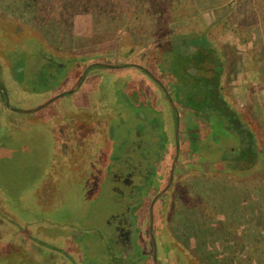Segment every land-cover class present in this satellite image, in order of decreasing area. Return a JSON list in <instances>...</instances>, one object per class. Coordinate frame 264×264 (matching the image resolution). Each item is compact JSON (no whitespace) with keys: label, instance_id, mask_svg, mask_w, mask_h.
<instances>
[{"label":"rangeland","instance_id":"rangeland-1","mask_svg":"<svg viewBox=\"0 0 264 264\" xmlns=\"http://www.w3.org/2000/svg\"><path fill=\"white\" fill-rule=\"evenodd\" d=\"M42 1L46 11L51 1ZM83 1L55 0L49 9L63 17L39 23L27 0H0V86L9 103L0 97V264H134L114 230L124 219L132 250H145L134 242L136 205L120 204L111 186L131 166L143 173L149 161L155 173L163 127L172 130L160 87L137 68L157 74L145 47L170 28L132 38L120 15L85 13ZM227 34L214 27L208 35L229 65L224 95L254 132L258 158L239 172L231 167L233 142H211L204 164L177 168V193L164 215L173 254H161L163 264H264V27L248 32L247 45ZM90 61L115 68H92L69 94ZM193 228L204 237L189 235Z\"/></svg>","mask_w":264,"mask_h":264},{"label":"trees","instance_id":"trees-1","mask_svg":"<svg viewBox=\"0 0 264 264\" xmlns=\"http://www.w3.org/2000/svg\"><path fill=\"white\" fill-rule=\"evenodd\" d=\"M27 1L33 8V17L39 19V23L45 22L47 17L53 19L65 14L62 10L53 16L49 7L55 6V0H50L46 11L42 0ZM193 4V0H84L81 6L85 13L120 15L123 28L132 38L139 35L140 38L149 39L152 31L170 28L169 33L159 39L154 48H150V43L146 44L147 64L155 68L156 79L161 81L159 77L163 79V76L168 79L164 86L171 90L178 105L196 118L208 119L214 148L228 140L233 142L235 147L230 152L231 167L239 172L245 171L252 168L258 158L257 138L242 114L225 98L223 79L228 64L208 34L212 28L218 27L219 34L231 32L238 44L247 45L250 42L248 32L264 27V17H250L248 21L243 17H221L215 23L204 24L202 17H187L196 12ZM191 18L201 19V29L180 31L181 26H190ZM54 22L58 24L55 29L59 33L61 22L56 19ZM177 24L178 29L175 28ZM235 49L237 52L240 50L237 47ZM95 67L100 66H93L90 70ZM0 97L4 101L1 91ZM239 163L247 164V167L237 169ZM188 232L196 238L204 237L198 228Z\"/></svg>","mask_w":264,"mask_h":264},{"label":"flooded vegetation","instance_id":"flooded-vegetation-1","mask_svg":"<svg viewBox=\"0 0 264 264\" xmlns=\"http://www.w3.org/2000/svg\"><path fill=\"white\" fill-rule=\"evenodd\" d=\"M89 71L90 69L87 74ZM82 85L83 83L78 89ZM158 86L163 94L164 105L171 109V118L170 115H166L165 124L170 122L171 125L168 128L170 129L171 126L172 130L166 131V126L163 127L165 136L162 139L161 154L156 156L154 163L157 170L155 173L153 172L152 163H149V161L143 173L137 166H131L126 175H114L111 186L112 192L119 199L120 204H125V207L126 204L130 205V203L136 205L132 217L135 218L134 221H140V225L134 224L136 226V236L140 237L134 242L138 247H141L143 243L145 244L144 253L132 250L131 224H128L126 219L114 225V230L120 240L121 252L124 251L127 255L131 254L134 264H138L140 261L145 262V264H163L160 260L162 256H165L166 259L171 258L173 252L171 251V241L166 238L168 234L165 228L164 215L169 201L177 193L174 189L176 175L178 174L177 168L183 166V163L187 167L191 166L192 162L198 166H200V163L204 164L202 156H207L206 151L211 150L212 147L208 119L192 116L190 111L183 109L176 103V99L173 94L171 95L170 90L163 84ZM199 141L203 142L201 147L197 144ZM181 157L186 161H182ZM199 159L202 161H198ZM134 192L137 194L138 199L131 201ZM113 217H116V214L111 216V218ZM161 254L163 255L161 256Z\"/></svg>","mask_w":264,"mask_h":264},{"label":"crops","instance_id":"crops-1","mask_svg":"<svg viewBox=\"0 0 264 264\" xmlns=\"http://www.w3.org/2000/svg\"><path fill=\"white\" fill-rule=\"evenodd\" d=\"M193 2L196 12H192L187 17H219L218 19L221 17H264V0H193ZM200 20L191 18L190 22L198 23ZM201 21L204 24H212V21L207 18L205 20L202 18Z\"/></svg>","mask_w":264,"mask_h":264},{"label":"water","instance_id":"water-1","mask_svg":"<svg viewBox=\"0 0 264 264\" xmlns=\"http://www.w3.org/2000/svg\"><path fill=\"white\" fill-rule=\"evenodd\" d=\"M93 66H100V67L107 68V69H114V68H115L114 66H110V65H108V64H103V63H93V64H90V65L85 69V71L83 72V75H82V77H81V79H80V82H79L78 86H77L76 88L70 90V91L68 92L69 94L74 93V92L78 89V87L83 83V81H84V79H85V76H86V74H87V71H88L91 67H93ZM130 66H132V65H127V66L119 65V66H117V67H118V68H123V67H130ZM137 68H139V69H140L141 71H143L146 75H148L152 80H154L158 85H160V82L157 81V80L154 78V76H153L148 70H146V69H144V68H142V67H140V66H137ZM0 91H1L2 94L4 95L5 106H6L7 109H9L8 98H7V96H6V93H5V91H4V88H3L2 86H0ZM61 96H62V94L57 95L56 97L50 99L49 101H47L46 103H44L43 105H41L39 108H37V109L34 110V111H38V110L44 108L45 106H47L48 104H50L51 102L55 101L56 99H58V98L61 97ZM168 100L170 101L169 98H168ZM170 103H171V102H170ZM17 112L26 113V112H32V111H17Z\"/></svg>","mask_w":264,"mask_h":264}]
</instances>
